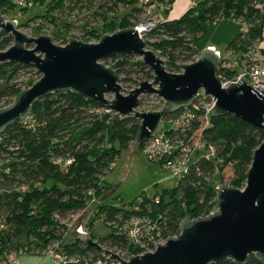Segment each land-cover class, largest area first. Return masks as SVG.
<instances>
[{"label":"trees","instance_id":"16d2710c","mask_svg":"<svg viewBox=\"0 0 264 264\" xmlns=\"http://www.w3.org/2000/svg\"><path fill=\"white\" fill-rule=\"evenodd\" d=\"M58 1L51 0L49 5L57 4ZM112 1L115 6L119 3L125 6L136 4L135 0ZM41 5L44 6L45 2ZM11 9L16 10L11 0H0L1 11ZM28 9L21 8L19 11ZM142 12V7L135 8L136 14ZM231 17L247 25L250 32L247 36L241 33L230 44L228 52L245 51L262 39L264 13L258 0H201L182 18L164 20L153 35L160 40L151 46L157 55L168 58L166 69L171 73L179 70L177 63L181 57L191 60L193 55L199 54V40L210 26ZM136 25L128 17L120 25L114 21L107 23L105 29L112 34L118 29L134 28ZM13 41L12 36L5 38L0 50L8 49ZM109 61L116 62L113 68L123 77V82L139 85L154 80L153 71L139 57L118 56L105 62ZM25 67L2 63L0 79L6 78L10 82L14 78L11 68ZM219 75L226 79L236 76L235 72L224 70H220ZM21 91L16 85L6 83L0 89V97L10 98V106ZM104 108V105L85 97L57 93L33 105L30 114L33 123L23 124L20 121L1 135L3 141L0 150L13 158L14 162L0 176V215L6 218L7 225V229L0 232V262L12 253L26 250L41 254L62 242L67 232L65 222L86 209L92 199L90 193L100 201L101 196L108 192L109 188L103 185V176L112 170L123 150L133 147L141 120L116 113H98ZM180 111L166 117V121ZM200 128L201 122L198 121L194 129ZM203 139L216 148L215 158L197 159L190 176L177 184L174 190L159 196L161 205L153 208L152 217L161 215L160 222L165 226L166 238L181 234L180 221L183 219L195 220L215 212L217 192L210 181L217 171L232 167L234 179L231 186L241 190L246 187L253 162L252 152L264 143V131L235 116H211L210 126L203 130ZM69 158L74 161L69 166L55 163L56 160ZM143 198L146 203H150L148 197ZM97 208V216L102 217L105 225L120 216L125 219L131 215L125 206H109L101 202ZM101 242L114 248L128 249L131 255L140 253L128 248L125 238L113 230ZM84 245L79 241L76 247L65 245L63 249L71 254L95 251ZM220 264L236 263L228 261ZM247 264L262 263L251 255Z\"/></svg>","mask_w":264,"mask_h":264},{"label":"water","instance_id":"95a60500","mask_svg":"<svg viewBox=\"0 0 264 264\" xmlns=\"http://www.w3.org/2000/svg\"><path fill=\"white\" fill-rule=\"evenodd\" d=\"M9 36L14 45L0 50V64L32 66L42 78L21 91L13 103L0 108V134L31 114L38 100L57 93H72L110 107L122 117H136L141 126L133 149L162 131L163 121L172 113L190 107L201 92L215 101L214 117L235 116L264 131V92L253 88L244 77L224 89L219 79L221 55L215 49L201 53L200 59L183 67L184 73L167 71L166 63L148 49L134 28L104 35L97 44L69 39L65 47L51 37L33 38L20 32L17 22L0 16V46ZM32 47V48H31ZM118 56L141 58L154 74L128 95L121 86L122 77L113 67L103 64ZM157 95L164 102L158 112L138 111L142 96ZM112 97V99H109ZM253 153L246 187L241 190L220 183L216 188V211L196 220L180 221L181 234L157 245L153 253L133 256L129 261L112 254L121 264H220L233 261L247 264L254 255L264 264V143ZM79 241L100 250L89 234L79 228ZM111 254L110 252H107Z\"/></svg>","mask_w":264,"mask_h":264},{"label":"rangeland","instance_id":"374dc122","mask_svg":"<svg viewBox=\"0 0 264 264\" xmlns=\"http://www.w3.org/2000/svg\"><path fill=\"white\" fill-rule=\"evenodd\" d=\"M28 1L30 4V6L26 7L29 8L28 10L20 12L19 9L21 8L16 6V10H0V16H6L8 21L17 22L18 29L23 34L33 38L41 36L51 37L53 43L60 47L67 46L70 43L69 39H76L87 44H97L102 36L109 34L105 29L107 23L114 21L117 25H120L123 19L130 17L131 23L138 24V20L141 21L144 17L143 13L136 14L137 11L135 13V8L142 7L145 0H135L136 4L130 6H125L123 3L115 6V2L112 0H59L57 4L50 5L51 0ZM200 1L175 0L172 3L170 12L164 16V20L174 21L182 18L194 4ZM42 2H45L44 6L41 5ZM37 15L41 16L38 17ZM243 27L244 25L242 23L237 22L232 17L220 20L218 23L210 26L205 35L199 40V54L193 55L191 60H186L185 56H183L179 59L177 65H191L200 59L202 52L211 48L220 53L221 59H224L229 53L227 49L242 33ZM159 40L160 38L157 36H151L149 38L150 47L148 48L154 51L151 45L158 43ZM13 45L14 41L11 46ZM261 46L264 48V34ZM158 56L165 63L168 62L167 57ZM238 56H229V60L235 63ZM103 64L113 67L116 62L104 61ZM11 70H14V78L10 82H7L6 78H1L0 89L6 83H11L22 90H27L29 86H33L42 78V75L32 66L11 68ZM171 73H184L183 67H179V70H173ZM121 86L124 89V94L128 95L139 85L134 82H123L122 77ZM10 102V98L0 97V108L8 107ZM164 105L165 102L157 95L142 96L138 111L141 113L158 112L163 110ZM164 128H167L166 123H164ZM2 159L4 160V165L1 168L0 176L14 162L13 158L3 156ZM233 179V168L228 167L222 172L217 171L210 183L215 188H219L220 183L233 187L231 186ZM103 185L109 188L108 192L100 198L103 204L132 208V204L138 202L144 196L150 198L155 196L159 197L165 192L174 190L177 186V181L161 164L149 160L139 147L136 150L130 148L121 152L112 170L103 176ZM41 187L43 186L41 185ZM98 211L99 209L96 206H91L87 207L80 214L71 217L67 221V232L61 242L62 245L76 247L80 237L78 230L82 227V232L89 234L94 241L100 243L108 250L115 251L116 249L114 247L101 242L111 235L113 229L109 225H105L102 217L99 218L97 216ZM4 220H6L5 217ZM19 256L20 264H57V261L49 256L36 254L29 250L20 252Z\"/></svg>","mask_w":264,"mask_h":264},{"label":"built area","instance_id":"2783aa9c","mask_svg":"<svg viewBox=\"0 0 264 264\" xmlns=\"http://www.w3.org/2000/svg\"><path fill=\"white\" fill-rule=\"evenodd\" d=\"M174 1H144L142 6L143 20L134 29L147 44L149 38L154 35L164 21L165 14L170 12ZM258 1L264 13V2ZM11 2L15 6H19L18 8L30 6L28 0H11ZM196 5L194 4L193 7ZM249 32L250 28L244 25L242 34L247 36ZM262 40L263 37L247 50L236 53L229 52L227 57L221 59L220 70L233 71L236 74L232 79H226L219 75L224 89L229 88L232 84L239 83L244 77L251 87L261 89L264 92V48L261 46ZM232 55H239L235 63L229 60V56ZM109 99H112V97ZM214 107V99L206 97L204 92H201L190 107L180 109L181 111L177 115L167 121L165 119L161 133L145 142L141 148L143 154L149 160L159 163L167 169L177 181V184H180L190 176L193 164H195L197 159L212 160L215 158L216 148L208 145L203 139V130L210 126V118L213 116L211 111ZM101 112L110 115L116 113L108 106H105L103 111L98 113ZM116 114L119 115L118 113ZM22 121L23 124H27L33 123L34 119L29 116ZM198 121L201 122V128L195 130L194 127ZM164 123L167 124V128H164ZM2 134H0V144L3 141ZM3 156L7 157L0 150V169L4 165ZM73 162L70 158L55 161L58 166H69ZM90 197L92 199L87 207L100 205L101 201L94 198L93 193H90ZM148 198L151 200L150 203H146L145 199L142 198L132 208H127L131 211L130 217L124 219L120 216L117 220L108 224L117 235L125 238L128 248L130 247L140 252L138 255L155 252L157 245L165 244L168 239L165 236V226L160 222L161 215L158 218L152 217L153 208L161 205V199L157 196ZM65 225H67V222H65ZM6 229V220L0 215V232ZM98 244L100 245V250L95 249V251H86L83 254H71L63 249V245L60 242L41 253V255L49 256L56 260L57 264H121L112 257V254L120 256L125 261H129L133 256H138L131 255L128 249L115 248L116 250L113 251L104 248L100 243ZM106 251L111 254L106 253ZM19 258V253H12L0 264H20Z\"/></svg>","mask_w":264,"mask_h":264}]
</instances>
